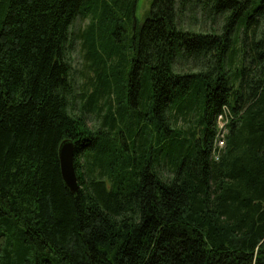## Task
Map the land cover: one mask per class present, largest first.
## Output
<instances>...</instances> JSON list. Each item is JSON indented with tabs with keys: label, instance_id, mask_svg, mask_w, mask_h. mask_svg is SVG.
Segmentation results:
<instances>
[{
	"label": "trees",
	"instance_id": "1",
	"mask_svg": "<svg viewBox=\"0 0 264 264\" xmlns=\"http://www.w3.org/2000/svg\"><path fill=\"white\" fill-rule=\"evenodd\" d=\"M136 5L0 0V264H264V0Z\"/></svg>",
	"mask_w": 264,
	"mask_h": 264
},
{
	"label": "rangeland",
	"instance_id": "2",
	"mask_svg": "<svg viewBox=\"0 0 264 264\" xmlns=\"http://www.w3.org/2000/svg\"><path fill=\"white\" fill-rule=\"evenodd\" d=\"M153 0H137L136 5V12L135 17L137 21L141 24L145 17L147 12L150 10ZM190 16H187V18ZM200 20H195L194 25L197 28H201L205 25V28H209V22L206 24H202L201 18ZM89 18L88 17H82L78 16L75 22L73 23L71 27V36H70V45H69V55L72 63V70H73V78H74V101H78L80 99V92L81 88L80 85L82 83L87 81V74L88 71L85 67V48L82 45V39L81 34L84 33V30L89 25ZM191 21L192 19L188 18V21ZM203 25V26H202ZM89 78V77H88ZM87 120L90 126L95 127L99 124V118H97L94 114L90 113L87 115ZM181 124H184L181 122ZM219 130V125H218Z\"/></svg>",
	"mask_w": 264,
	"mask_h": 264
},
{
	"label": "water",
	"instance_id": "3",
	"mask_svg": "<svg viewBox=\"0 0 264 264\" xmlns=\"http://www.w3.org/2000/svg\"><path fill=\"white\" fill-rule=\"evenodd\" d=\"M75 143L72 139H64L59 146L61 174L65 185L73 192L78 193L80 185L74 165Z\"/></svg>",
	"mask_w": 264,
	"mask_h": 264
},
{
	"label": "built area",
	"instance_id": "4",
	"mask_svg": "<svg viewBox=\"0 0 264 264\" xmlns=\"http://www.w3.org/2000/svg\"><path fill=\"white\" fill-rule=\"evenodd\" d=\"M226 114H227V110H226V112H224V114L220 113L218 115V120L217 121H218V125H219V132H218V134L216 136V139H215L214 149H221L225 145V134H226V131H225L224 127L228 123V119L225 118V116L227 117Z\"/></svg>",
	"mask_w": 264,
	"mask_h": 264
}]
</instances>
